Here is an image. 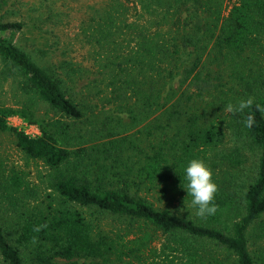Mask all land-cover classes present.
<instances>
[{
	"label": "trees",
	"instance_id": "obj_1",
	"mask_svg": "<svg viewBox=\"0 0 264 264\" xmlns=\"http://www.w3.org/2000/svg\"><path fill=\"white\" fill-rule=\"evenodd\" d=\"M136 1L135 7L141 4L148 13L153 2L163 6L162 16L142 23L114 0L83 31L85 49L74 41L80 40L76 33L60 51L56 26L61 16L53 6L29 22L10 8L13 1L0 0L1 73L17 75L28 96L18 107L0 104V130L13 133L28 158L53 170L52 187L62 202L25 212L12 238L0 220L5 264H126L136 259L143 264L160 236L166 237V248L182 251L179 264H221L211 260L207 244L225 250L235 264H264V251L251 249V231L257 228L264 235V0H233L226 14L224 0ZM34 31L37 37L26 36ZM122 35L127 36L125 50L117 41ZM206 45L213 71L205 69ZM77 50L86 51L80 61L69 57ZM185 53L194 56L185 60ZM86 79L80 89L87 87L89 93H82L78 85ZM93 94L143 126L122 137L113 128L106 142L71 147V128L85 117V108L91 107L87 97ZM35 102L45 104L51 116L38 118ZM240 102L247 107L228 111L229 104ZM12 115L37 123L40 133L9 125ZM227 129L234 139L229 148L223 147ZM246 144L258 153L253 177L241 195L217 193L212 216L177 212L143 194V188H156L164 196L171 188L187 201L191 197L181 185L189 158H202L211 169L218 163L243 168ZM26 174L12 167L0 174V182L14 195L26 187ZM230 204L238 211L231 220L225 216ZM79 207L125 218L129 226L117 237L97 232Z\"/></svg>",
	"mask_w": 264,
	"mask_h": 264
},
{
	"label": "rangeland",
	"instance_id": "obj_2",
	"mask_svg": "<svg viewBox=\"0 0 264 264\" xmlns=\"http://www.w3.org/2000/svg\"><path fill=\"white\" fill-rule=\"evenodd\" d=\"M12 1L15 5L12 4L10 8L14 7L17 11L16 13L22 14L18 15L21 16L19 18H25L27 16L29 22H31V16H35V14H39V12L49 13V9L52 6L55 13H60L58 16H61V20L56 27L60 40L58 47H60L61 51L65 48L66 44L70 42L73 34L76 33L80 35V40L74 41L77 42L78 46L85 49V46L88 45L86 44L88 38H86L84 32L92 28L91 26L94 23L93 19L99 18L105 9L110 8L114 0H11V2ZM119 1L129 8L128 12L131 18L139 19L142 23L151 19L159 20L164 11L163 6L156 5L154 2L149 6V9L152 11L148 13L149 11L143 8L141 4H137V7H135L136 5H134L133 2L136 0ZM232 2L233 0H224L225 14L231 7ZM15 15V13H7V16L10 18H17ZM155 16H159V18H154ZM26 36L31 38L33 36L37 37L38 35L34 31V33L26 32ZM44 36H46V34H44ZM47 37L50 38V35H47ZM52 39L55 40V38ZM38 41L43 42L41 39H38ZM117 41L120 43V48H123V50L127 48V36L122 35ZM31 42L30 40L29 43ZM210 48L211 47L207 46L205 49L206 52L202 53L205 69L207 71H213V65L210 63V57H212L213 54ZM85 55L86 51L83 50H77L76 52L70 51L69 53V57L78 61ZM60 56L61 55L56 57V59H59ZM193 56L194 55L188 56V54L185 53L184 58L185 60H190ZM2 68L3 66L0 64V104L18 107L21 102L28 100V96L20 88L18 76H12L6 72L1 73L3 70ZM87 81L88 79L80 82L78 85V90L82 91V93H89L87 87H82V89H80ZM87 102L90 103L91 107L85 108V117L73 124L71 128L69 138L71 147L91 146L106 142L110 138L107 134L113 128H115L119 136L122 137L120 134H129L143 126H135L128 117L127 112L118 111L112 103L110 104L101 99L98 100V97L94 96V94L87 97ZM34 108L38 118H49L51 116V113L48 114V109L42 102H35ZM18 116L20 120L8 118L9 125H16L20 121L18 125L19 129L31 135L40 133V128L37 123H29L23 119L22 116ZM226 132L227 138L223 147L229 148L232 147L234 139H232L230 129H227ZM244 147L248 159L243 168L229 169L227 166L220 163L214 165L212 168L213 179L218 185L217 193L228 192L233 195H235V193L241 195L243 191L246 190L250 178L253 177V168L256 164L258 153L250 144H246ZM12 167L22 168L27 172L25 175L27 185L20 193L12 195L5 189V186L2 185L3 182H0V220L10 238L15 236L19 230V223L25 212L35 209L58 207L62 204L61 199H59V196L52 187L53 170L42 161L28 158L27 155L17 148L15 135L9 131L0 130V174L3 171L7 172ZM143 194L159 206H170L177 212L184 210L195 212V209L190 206L191 198H188L187 201L183 200L178 195L176 189L173 190L169 188L166 195L159 196V191L156 188L152 190L143 188ZM230 206L231 209L228 207L229 212L225 216L231 220L237 217L238 211L232 207V204H230ZM79 208L94 224V229L97 232L117 237L120 233V235H123L129 226V222L125 218H121L117 215L99 212L88 207ZM225 209L227 211V204ZM251 233H253L251 237V249L262 253V251H264V235L257 228L253 229ZM167 242L165 236H160V239H157L153 244L155 250L147 256L144 255L145 259H143V264L149 261L152 262V260H156V264H171L164 252L168 253L169 258H173L176 264H179L184 256L182 251H172L166 248L169 246ZM205 248L208 249L211 260L218 263L222 262L221 264H235L233 256H230L225 250L219 249L212 244H207ZM58 261L61 263L68 262L63 259H58ZM0 264H5L1 256ZM126 264H140V262L136 259Z\"/></svg>",
	"mask_w": 264,
	"mask_h": 264
},
{
	"label": "clouds",
	"instance_id": "obj_3",
	"mask_svg": "<svg viewBox=\"0 0 264 264\" xmlns=\"http://www.w3.org/2000/svg\"><path fill=\"white\" fill-rule=\"evenodd\" d=\"M228 111H242L247 104L240 102L235 107L229 104ZM248 126H251L250 121ZM183 185L187 196L191 197L190 206L195 209V214L200 217L212 216L217 212L215 195L218 191V185L213 179L212 169L202 158H189L183 165ZM39 227L35 231H39Z\"/></svg>",
	"mask_w": 264,
	"mask_h": 264
},
{
	"label": "built area",
	"instance_id": "obj_4",
	"mask_svg": "<svg viewBox=\"0 0 264 264\" xmlns=\"http://www.w3.org/2000/svg\"><path fill=\"white\" fill-rule=\"evenodd\" d=\"M9 119H19L20 120V117L18 115H13V116H10ZM19 123H17L16 125L15 124H12V125L18 127Z\"/></svg>",
	"mask_w": 264,
	"mask_h": 264
}]
</instances>
